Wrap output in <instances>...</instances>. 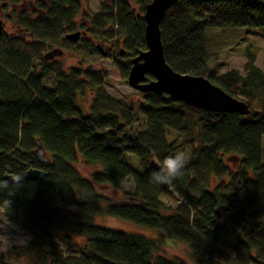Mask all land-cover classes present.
Masks as SVG:
<instances>
[{
  "label": "trees",
  "instance_id": "trees-1",
  "mask_svg": "<svg viewBox=\"0 0 264 264\" xmlns=\"http://www.w3.org/2000/svg\"><path fill=\"white\" fill-rule=\"evenodd\" d=\"M80 1L0 0V14L29 37L42 21L73 28ZM150 2L115 0L114 7L100 6L101 12L109 10L112 28L132 37L127 65L145 50L139 15ZM133 29L139 30L132 34ZM209 29L264 35V0H177L159 23L165 63L174 72L202 76L229 96L242 97L247 116L212 113L154 93L140 94L137 108L122 106L100 91L85 114L77 101L91 86L87 72L64 71L53 60L30 57L0 31V179L13 173L24 176L29 169L45 173L37 181H23L18 191L0 190V209L23 231L31 224L61 230L57 240L75 254L55 255L53 264H223L225 253H246L248 262L258 264L257 254L251 253L254 243L263 242L264 250V219L249 205L250 198L225 191L229 184L224 180L238 174L222 157L232 164L237 159L241 180L264 196V57L257 68L256 55L247 48L242 71L217 75L208 68L216 58L207 48ZM38 143L45 161L35 155ZM178 152L188 156L181 174L170 184L151 182L159 162ZM79 162L99 170L86 179L76 170ZM198 168L212 173L216 185L195 183ZM95 186L137 204L114 205ZM67 208H75L76 215L64 214ZM101 216L156 235L95 225ZM60 219L62 225L56 227L53 223ZM173 246L182 247L186 258L166 257L165 247ZM0 264H7L4 257Z\"/></svg>",
  "mask_w": 264,
  "mask_h": 264
},
{
  "label": "rangeland",
  "instance_id": "rangeland-1",
  "mask_svg": "<svg viewBox=\"0 0 264 264\" xmlns=\"http://www.w3.org/2000/svg\"><path fill=\"white\" fill-rule=\"evenodd\" d=\"M104 3L108 8L114 7L115 0H81L78 14L73 19V28L62 22L42 21L33 29L29 37V32L19 30L16 26L0 14L1 32L12 39L11 44L20 52L38 58L53 48H60L62 55L55 57L53 63L58 64L66 71L75 68L80 72H87L90 87L84 90L82 97H78V104L85 114H88V104L95 97V94H102L113 103L122 106H132L137 108L142 98L140 92L130 88L127 84V71L130 65L128 60L132 57L134 42L127 32H118L117 27L112 28V18L109 10L101 12V4ZM133 12H137V7L132 6ZM139 15V17H142ZM111 19V20H110ZM139 29H133L130 33L135 34ZM80 32L79 39L75 42L64 40V36L69 33ZM127 37L131 41H127ZM207 48L209 52L215 54L216 58L209 64V70L221 75L229 69L242 71L245 63V49H249L256 55L255 66L262 68L264 35L258 32L246 34L244 29H209L206 32ZM47 46L51 48L46 49ZM101 48V52L98 50ZM118 51H122L119 55ZM241 74H243L241 72ZM236 99L244 101L240 96ZM261 150L264 151V136L261 139ZM223 164L232 173L238 174L233 179L224 180L229 184L225 191H236L243 198H250L249 205L254 206L258 211V216L264 219V196L257 193L240 177L238 160L234 163L229 162V158L222 157ZM76 170L82 177L89 179L91 173L99 170L97 167H86L79 162ZM195 183L208 184L210 187L216 185V177L207 173L206 169L198 168L195 171ZM99 194L109 200L114 205H135L136 200L123 198L117 191L108 187L95 186ZM64 214L75 216V208L63 210ZM23 221V220H21ZM62 219L53 223L56 227L62 225ZM10 224L4 217L3 210L0 209V225ZM95 225L125 233H138L149 238L155 237V232L143 227L135 226L130 223L116 220L114 218L101 216L96 218ZM23 232L30 237L28 244L15 242V238ZM61 230H54L52 227L41 228L38 225H29L26 230L18 227L0 228V257H4L7 264H53L55 255H73L75 251L68 249L62 242L57 240V235ZM74 239V238H73ZM74 243H80V238H75ZM258 264H264L263 242L253 244ZM166 257L186 258V253L182 247H165ZM223 264H255L248 262L246 253L234 255L225 253L221 258Z\"/></svg>",
  "mask_w": 264,
  "mask_h": 264
},
{
  "label": "water",
  "instance_id": "water-1",
  "mask_svg": "<svg viewBox=\"0 0 264 264\" xmlns=\"http://www.w3.org/2000/svg\"><path fill=\"white\" fill-rule=\"evenodd\" d=\"M176 1L151 0L145 6L142 16L145 50L130 61L127 74L128 86L140 93H154L158 96L165 94L172 101L181 102L196 109L212 113H235L247 116L249 107L244 101L229 96L202 76L179 74L165 63L159 23L165 11ZM79 36L80 32L69 33L64 36V40L75 42ZM98 49L101 51V48L98 47ZM62 53L60 48H53L42 55V60L52 61ZM120 53L122 54V51ZM148 75L152 77L151 80L147 79ZM35 155L42 161L46 160L40 143L37 144ZM8 176L5 175L3 178ZM44 176L45 173L41 170L29 169L23 177H25L24 181L32 182Z\"/></svg>",
  "mask_w": 264,
  "mask_h": 264
},
{
  "label": "clouds",
  "instance_id": "clouds-1",
  "mask_svg": "<svg viewBox=\"0 0 264 264\" xmlns=\"http://www.w3.org/2000/svg\"><path fill=\"white\" fill-rule=\"evenodd\" d=\"M188 161V156L185 152H178L173 156L166 157L162 162H159V169L150 174V180L156 184H170L182 172ZM24 178L20 174H10L7 178L0 179V190H7L9 188L18 191L23 186ZM8 203H10L8 201ZM15 227L10 224H2L0 228ZM15 242L28 244L30 237L26 236L22 231L15 238H11Z\"/></svg>",
  "mask_w": 264,
  "mask_h": 264
}]
</instances>
